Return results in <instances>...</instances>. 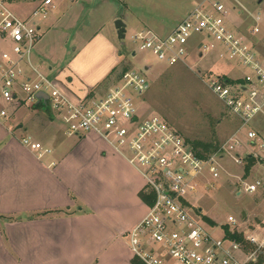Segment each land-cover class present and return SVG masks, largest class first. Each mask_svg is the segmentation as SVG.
I'll use <instances>...</instances> for the list:
<instances>
[{
	"label": "built area",
	"instance_id": "obj_1",
	"mask_svg": "<svg viewBox=\"0 0 264 264\" xmlns=\"http://www.w3.org/2000/svg\"><path fill=\"white\" fill-rule=\"evenodd\" d=\"M53 7L52 0H41L29 16L21 18L0 0V120L22 107L43 106L38 99V93H43L47 96L44 107L61 124L64 135L93 132L121 153L154 193L145 215L123 234L133 257L144 264L257 263L264 252V230L258 236L230 228L243 234L242 241L224 233L217 236L216 228L209 229L194 211L188 194L199 183L208 184L207 175L212 181L219 177L218 159L222 156L215 151L202 157L161 117L138 114L135 96L148 89L141 70L127 66L106 90L92 88L77 95L32 64L34 47L42 36L37 20L45 18ZM227 14L222 0L200 2L167 33L150 28L135 30L130 37L131 55L135 56L136 50L150 51L168 65L186 64L191 40L200 36L199 56L217 49L220 58L234 60L249 70L253 77L245 72L238 78L210 73L204 79L240 124L218 150L233 153L238 164L242 163L237 154L240 150L264 161V132L253 125L264 113V57L227 27ZM262 16L264 11L253 18L257 23ZM252 32L258 33L259 27L254 25ZM149 68L144 66L145 70ZM251 122L242 137L240 133ZM32 142L29 134L21 137L24 146ZM46 152L47 148L39 154ZM262 184L264 180L259 179L243 182V190L253 193ZM227 223L235 226L236 219L229 215Z\"/></svg>",
	"mask_w": 264,
	"mask_h": 264
},
{
	"label": "crops",
	"instance_id": "obj_2",
	"mask_svg": "<svg viewBox=\"0 0 264 264\" xmlns=\"http://www.w3.org/2000/svg\"><path fill=\"white\" fill-rule=\"evenodd\" d=\"M30 1L34 7L41 0ZM53 20L40 21L49 28ZM104 36L98 29L87 37L82 58L57 74L70 93L104 91L120 72ZM88 56L101 58L99 73L80 74ZM41 106L0 120V264H133L123 234L148 210L139 196L149 191L142 175L99 135H64L52 113L36 110ZM24 134L33 138L28 147ZM213 228L224 233L216 222Z\"/></svg>",
	"mask_w": 264,
	"mask_h": 264
},
{
	"label": "rangeland",
	"instance_id": "obj_3",
	"mask_svg": "<svg viewBox=\"0 0 264 264\" xmlns=\"http://www.w3.org/2000/svg\"><path fill=\"white\" fill-rule=\"evenodd\" d=\"M5 1L8 7L21 17L30 14L35 7H32L30 0ZM198 1L200 0H75L72 3L71 0H52L54 7L45 21L41 18L37 20L41 24L42 36L34 47L31 61L42 74L65 84L57 74L63 69H68L70 63L77 64L82 58L79 52L87 37L101 29L107 37L104 36L106 40L111 43V48L114 46L116 49V68L120 70L128 66L141 70L148 83V89L135 96L138 114L145 117L157 115L190 144L194 141L210 142L222 156L218 159L221 165L219 177L212 181V177L207 175L205 180L209 183H199L195 191L187 196L196 214L212 219L221 228L236 227L243 233L255 232L261 236L264 230V184L257 191L247 193L243 190V182H254L256 179L263 181L264 161L252 156L255 164L247 172V154L244 150L237 152L242 158L241 164L235 161L233 153L218 150L240 129V124L204 79L210 73L229 75L233 78L242 76L244 72L250 77H253V74L234 60L220 58L217 49L199 56L197 37L192 40L186 64L168 65L159 61L150 51L136 50L135 56L131 55L130 37L135 30L148 27L159 33H167ZM222 1L228 9L227 27L233 32H238L240 36L244 35L264 57V16L257 23L253 18L257 12L264 11V0ZM114 17L122 19L126 25L122 39L117 37ZM40 20L44 23L53 21L50 27L46 28ZM254 25L259 27L258 33L252 32ZM216 46L219 49V46ZM96 47L99 48V45ZM104 59L106 60L107 56H103L102 60ZM98 61L90 56L86 57L84 68L79 67L82 71L80 74L99 73ZM145 65L150 68L145 70ZM80 79L82 78L78 75V80ZM36 110L51 115L43 106ZM29 112L31 111L22 107L16 111V117L28 116ZM55 124L61 128L56 119ZM253 125L264 132V113ZM251 126L252 122L246 125L240 135L244 137L245 130ZM206 185L208 186L203 188ZM229 215L236 219L235 226L228 225ZM209 229L212 228L209 226ZM214 233L220 236L221 229L214 230ZM259 258L258 264H264V252Z\"/></svg>",
	"mask_w": 264,
	"mask_h": 264
},
{
	"label": "trees",
	"instance_id": "obj_4",
	"mask_svg": "<svg viewBox=\"0 0 264 264\" xmlns=\"http://www.w3.org/2000/svg\"><path fill=\"white\" fill-rule=\"evenodd\" d=\"M124 69L125 68H121V70H124ZM191 145H192V148L196 151V153L202 157H207L216 151L215 145L210 143V142L194 141V142H192ZM246 160H247V163L245 166V170L248 172L250 167L253 164H255V160L253 159L252 156H247ZM139 196L147 204H151L154 200V193L152 191H140ZM202 218L209 226L215 225V222L212 219H210L206 216H202ZM222 229L224 231L225 236L230 237V238L235 239V240H239V241L243 240V234L242 233H238L236 231L231 232L227 226L222 227ZM259 257H262V254H260ZM259 259L261 260V258H259ZM260 260H258V262L254 263V264H258ZM132 262H133V264H144L142 261H140L136 257H134L132 259Z\"/></svg>",
	"mask_w": 264,
	"mask_h": 264
},
{
	"label": "water",
	"instance_id": "obj_5",
	"mask_svg": "<svg viewBox=\"0 0 264 264\" xmlns=\"http://www.w3.org/2000/svg\"><path fill=\"white\" fill-rule=\"evenodd\" d=\"M114 26L116 28L118 38H120V39L124 38V36H125V23L123 22V20L120 18L116 19L114 22ZM46 98H47L46 94L38 93V99L43 104V107H44V103H45Z\"/></svg>",
	"mask_w": 264,
	"mask_h": 264
}]
</instances>
